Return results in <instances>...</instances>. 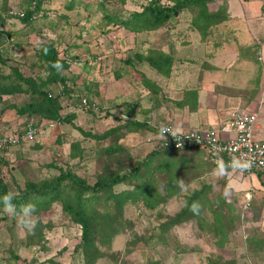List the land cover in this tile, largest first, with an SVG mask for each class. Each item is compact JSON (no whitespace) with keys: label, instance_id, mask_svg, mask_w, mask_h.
<instances>
[{"label":"rangeland","instance_id":"1","mask_svg":"<svg viewBox=\"0 0 264 264\" xmlns=\"http://www.w3.org/2000/svg\"><path fill=\"white\" fill-rule=\"evenodd\" d=\"M36 1L0 0V133L23 132L31 122L39 127L35 138L0 149V176L9 192L18 193L61 170H72L90 184L125 174L106 190L135 188L141 196L121 205L113 195L105 200L112 192L99 190L104 197L94 205L101 215H89L88 241L82 224L64 209V199L35 211L31 231L3 208L0 264H264V174L227 170L216 175L201 150L157 151L152 123L168 119L165 114L177 100L174 91L184 84L178 78L158 76L159 84L146 80V74L154 78L152 60L167 58L159 51L179 61L177 72L186 69V62L197 74L204 61H232L230 66L242 73L240 87L255 96L252 108L259 111L262 43L235 45L234 21L226 18L207 32L200 30L207 21L195 6L158 29L134 31L106 15L114 11L127 17L149 0H42L43 8L24 21ZM216 1H208L210 10L218 9ZM261 7L258 21H264ZM227 8L229 3L219 7L222 14ZM45 42L60 58L53 64L42 57ZM61 74L66 86L56 80ZM37 88L58 99L60 113L72 114L71 121L21 112L20 106L37 99ZM147 185L152 194L145 197ZM67 200L72 204L75 198ZM194 201L198 213L189 207Z\"/></svg>","mask_w":264,"mask_h":264},{"label":"trees","instance_id":"2","mask_svg":"<svg viewBox=\"0 0 264 264\" xmlns=\"http://www.w3.org/2000/svg\"><path fill=\"white\" fill-rule=\"evenodd\" d=\"M208 1L211 0H172V3L165 4L161 2V0H149V2L144 5L142 10H135L131 12L127 17L121 16V13L114 11L110 12V14L107 13L106 16L109 20H113L114 22L116 21V19L120 18V20L117 21L121 22V24H124L126 28L132 29L134 31H141L143 29H158L164 23L169 21L173 16L178 15L184 9H187L190 6H195L199 9V18L205 19L204 22L207 21L205 24H202L203 27H201L200 30L207 32V29L213 26V24L219 23L226 18V15L222 14L223 12H221V9L218 8L216 11L210 10L208 7ZM42 3V0H37L36 2H34V4H31L24 13V21L32 19V17L41 8H43ZM68 7L72 8L73 3L69 4ZM42 46V57L46 59L50 64H53L60 59L53 44L45 42ZM159 52H161L162 55L166 56L167 58H164L165 60L161 62L152 60L151 63L159 71L169 73V71L171 70V64L174 61L173 57L167 52ZM65 62H68L67 59ZM56 80L60 81L64 84V86H66L67 78L65 75H58ZM146 80L148 82L150 81L151 83L154 82L148 77H146ZM36 91L38 93L37 99L27 102L23 106H20L19 110L21 112L24 113L28 111H35L43 113L45 116L51 119L55 118L58 120L71 121L72 114L62 115L60 113L59 109L61 108V103L58 99L50 97L49 92L45 89L37 88ZM182 101L183 100H181L180 102L182 103ZM156 130L157 129L155 128V131ZM158 150L168 149L159 148L157 149V151ZM157 151H153V153L157 154ZM169 151L179 152L184 150ZM133 172L134 173L132 175L134 177L139 174L137 170H134ZM127 176L128 175L125 174L124 176L116 174L108 179H99L94 184H90L83 177L72 170H61L60 173H58L51 179H44L41 182L29 183L26 186L25 190L17 193V195L13 199V203H15L17 207H19L20 204L31 201L37 205L36 211H39L42 207L50 205V202L54 199H64V209L73 217L75 221L82 224L83 235L88 241L92 233L91 220L89 215H101V212H97V208L94 205V201H99L102 199V197H104V194H99L98 191L102 190L101 193L112 192L106 190V188H109V190H111L115 183L123 181ZM7 192H9L7 184L0 176V195ZM151 194V188L147 185L146 190L144 191V195L145 197H148ZM71 195L73 196V198H75V201L72 202V204H70L67 200V198ZM112 195L118 198L122 205L129 199L139 198L141 196V192H135V188L124 189L119 192L115 191L110 193L109 196L104 197L105 200H108ZM2 210L3 203L0 202V213Z\"/></svg>","mask_w":264,"mask_h":264},{"label":"crops","instance_id":"3","mask_svg":"<svg viewBox=\"0 0 264 264\" xmlns=\"http://www.w3.org/2000/svg\"><path fill=\"white\" fill-rule=\"evenodd\" d=\"M216 2L218 3V8L223 3H229L230 10L227 8L225 14L228 22L232 23L234 21L232 28H235L236 35H232V37L235 45L253 46L262 43L258 46H261L264 57V40H261V38L264 39V28L262 26L264 21L263 19L256 20L261 18V13L259 12L264 0H217ZM258 2L262 3L260 7ZM225 25L227 24H221L220 28H215L214 26V28L216 31L221 30L226 27ZM256 29L259 31L255 35ZM226 42L230 43L228 40ZM177 62L179 61H173L169 73L161 72L153 66L154 78L147 74L146 77L155 82L158 76L169 79L178 78L179 83L182 82L184 84V87L174 91L175 93L172 97L177 99L176 103L170 106V110L165 114L167 115V120L173 119L175 121L174 124L178 127L221 126L226 122L232 121L238 111H256L252 108L255 96L253 94L245 95V87H240L241 82H244L241 76L242 73H240L239 69L230 66L232 61L229 65L223 64V60L220 61L222 64L220 62L206 64L204 61L201 64L203 65L202 68L199 69L197 74L187 69L191 66L188 62H186L188 65L186 69L184 68L177 72L175 69ZM237 64H240V62ZM157 83L159 84L160 82L157 81ZM247 83L248 81H246ZM262 92H264V85L259 95ZM180 93L181 96H179ZM180 99L183 101L179 104L178 100ZM256 112L258 120L255 127L257 131H255V135L256 138L264 140V101L262 97H260L259 111ZM167 120L164 122H168Z\"/></svg>","mask_w":264,"mask_h":264},{"label":"built area","instance_id":"4","mask_svg":"<svg viewBox=\"0 0 264 264\" xmlns=\"http://www.w3.org/2000/svg\"><path fill=\"white\" fill-rule=\"evenodd\" d=\"M66 58V57H65ZM69 63L73 60L66 58ZM69 59V60H68ZM76 63V61H75ZM85 106L90 103L85 98ZM258 120L256 111H238L232 121L221 126L178 127L172 122L152 123L156 127L157 148L168 150L201 149L205 157L217 167V161L227 163L233 156L241 159H251L252 166L243 170L228 172L249 174L258 172L264 174V140L255 136ZM226 125L230 128L225 129ZM37 123H29L23 132L0 133V149H6L21 141L35 138L38 132ZM165 131H161V129ZM215 146V147H214Z\"/></svg>","mask_w":264,"mask_h":264},{"label":"clouds","instance_id":"5","mask_svg":"<svg viewBox=\"0 0 264 264\" xmlns=\"http://www.w3.org/2000/svg\"><path fill=\"white\" fill-rule=\"evenodd\" d=\"M54 67L59 68L60 65L55 64ZM228 128H230V125L225 126L226 130ZM161 131L163 132L165 131V129L162 128ZM251 166V159H241L239 157L233 156L227 163H225L223 160H218L217 167L214 169V173L216 175H225L228 169H231L234 172L237 170L242 172L243 170L250 168ZM180 187L182 190L185 189V185L183 184V182H180ZM16 195L17 193L12 192L4 193L0 195V202L3 203L4 211L10 213L15 217L18 225H20L24 229H27L28 231H31L35 225L33 214L36 211L37 205L29 201L26 203H22L19 205V207H17V205L13 203V199ZM223 195L227 198V189L224 191ZM189 207L193 213L199 212L200 206L197 202L194 201Z\"/></svg>","mask_w":264,"mask_h":264}]
</instances>
